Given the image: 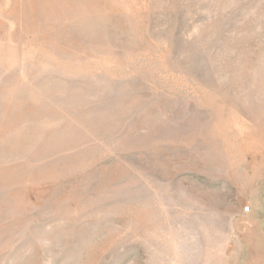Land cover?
I'll return each mask as SVG.
<instances>
[{
  "label": "rangeland",
  "instance_id": "rangeland-1",
  "mask_svg": "<svg viewBox=\"0 0 264 264\" xmlns=\"http://www.w3.org/2000/svg\"><path fill=\"white\" fill-rule=\"evenodd\" d=\"M0 264H264V0H0Z\"/></svg>",
  "mask_w": 264,
  "mask_h": 264
},
{
  "label": "built area",
  "instance_id": "built-area-1",
  "mask_svg": "<svg viewBox=\"0 0 264 264\" xmlns=\"http://www.w3.org/2000/svg\"><path fill=\"white\" fill-rule=\"evenodd\" d=\"M244 210H245V212H248V208H245Z\"/></svg>",
  "mask_w": 264,
  "mask_h": 264
}]
</instances>
